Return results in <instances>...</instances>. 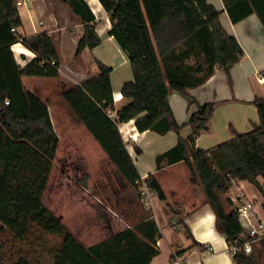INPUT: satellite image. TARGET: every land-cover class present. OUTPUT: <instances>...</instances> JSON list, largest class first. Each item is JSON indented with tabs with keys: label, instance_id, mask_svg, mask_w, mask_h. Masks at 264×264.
Wrapping results in <instances>:
<instances>
[{
	"label": "trees",
	"instance_id": "1",
	"mask_svg": "<svg viewBox=\"0 0 264 264\" xmlns=\"http://www.w3.org/2000/svg\"><path fill=\"white\" fill-rule=\"evenodd\" d=\"M222 1L232 22L254 12L264 28V0ZM14 2L0 0V229L11 237L0 238V264H150L159 252L157 240L162 236L152 215L85 246L43 203L59 137L47 102L29 91L22 77L56 78L60 57L48 33L22 35L17 31L22 20ZM64 2L83 26L76 52L98 45L97 21L86 0ZM99 2L109 18L107 34L127 55L131 66L133 80L121 88L126 102L115 111L112 68L96 59V74L64 88L60 97L135 189L140 175L119 124L134 119L139 132L163 135L174 131L176 143L156 154L155 168L184 161L214 213L215 227L224 234L235 264H264V238L252 241L248 253L233 249L250 237L238 212L232 207L227 210L221 197L228 194L231 178L247 181L263 198L259 208L264 217V97L253 99L258 123L251 130L235 132L232 138L207 149L195 143L208 129L215 102L199 103L188 89L203 84L217 69L231 82L229 70L243 56L237 39L222 26L220 11L208 0ZM16 42L34 53L24 66L12 51ZM170 91L188 99L189 114L182 123L173 115ZM109 111L114 112L112 116ZM184 126L190 128L185 137L180 134ZM133 148L137 154L142 152L136 144ZM145 182L159 200H166L153 174ZM227 199L232 206L229 196ZM167 206L176 217L174 225L189 233L180 212ZM97 215L106 220L101 208Z\"/></svg>",
	"mask_w": 264,
	"mask_h": 264
},
{
	"label": "crops",
	"instance_id": "2",
	"mask_svg": "<svg viewBox=\"0 0 264 264\" xmlns=\"http://www.w3.org/2000/svg\"><path fill=\"white\" fill-rule=\"evenodd\" d=\"M86 2L96 18L95 30L101 41L92 49L84 47L77 53L83 26L71 13L67 3L64 0H25V5L28 7L27 13L31 14L33 19L35 16L38 17L39 25L45 24L42 32H46L52 37L60 57L59 75L56 78L22 77L25 87L47 102L50 116V102H55V98L57 99L61 90L80 84L95 75L97 72V67H94L96 66L95 59L112 68L111 84L115 111L126 102L121 95L122 85L133 80L127 55L119 48L114 38L107 34V30L110 28L107 13L99 0H86ZM208 2L220 11L219 17L222 26L237 39L243 50V56L229 70L231 82L223 70L217 69L203 84L188 89V93L194 96L199 103L215 102L208 129L202 131L195 142L197 147L203 149L232 138L235 132L251 130L258 123L257 109L253 104V99L255 96L264 97V81H259V77L264 78V28L259 17L253 12L237 22H232L222 0H208ZM19 15L22 20L20 7ZM23 24L22 20V25L17 28L20 34L41 33L37 28L29 33L25 30L21 31V28L24 29ZM104 35V39L108 42V48L103 45L102 37ZM11 48L21 66L34 57V53L20 42L12 44ZM168 100L176 121L178 123L186 121L189 114L188 99L179 92L170 91ZM194 108L193 106L191 109ZM81 127L91 136L83 125ZM119 128L140 177L146 179L149 174H153L166 195L165 201L152 195L151 206L148 209H144L141 205L140 213L142 215L139 219L146 215H152L162 234L161 238L157 240L159 252L150 264H171L175 260L181 264H223L225 256L230 257L235 264L224 234L215 227L214 213L209 204L205 202L200 185L191 174H185L189 169L187 164L184 161H178L164 166L160 170L155 168L156 154L171 148L176 143L175 132L170 130L163 135H157L150 130L139 132L135 128L134 119L120 123ZM189 133L188 126L180 130L183 137ZM86 138L92 141L94 148H97L96 153L102 154L107 163L116 170L93 137ZM134 144L141 148L140 154L135 152ZM116 172L121 181L119 184L127 185L120 173L117 170ZM103 174L106 176L105 169ZM258 179L262 183V178ZM240 184L246 186L244 187L246 194L259 207L263 200L259 191L247 181L240 182ZM78 190L83 192V189ZM44 194L45 191L42 201ZM66 194L67 196H63L70 197L74 206V211L67 218L62 213H55L50 204H45L44 201L43 203L61 218V221L85 246H90L137 221L129 223L124 216L112 217V219L106 216V220L102 221L98 218L96 211H87L83 199L73 196V191L70 190ZM55 196L52 194L50 201ZM221 197L225 202L226 209H230L228 194H222ZM167 203L172 207L179 206L181 208L183 211L181 216L190 234L183 228L174 225L176 217L169 210ZM125 215L131 219L134 214L125 212ZM244 227L246 230L245 225Z\"/></svg>",
	"mask_w": 264,
	"mask_h": 264
},
{
	"label": "rangeland",
	"instance_id": "3",
	"mask_svg": "<svg viewBox=\"0 0 264 264\" xmlns=\"http://www.w3.org/2000/svg\"><path fill=\"white\" fill-rule=\"evenodd\" d=\"M19 7L24 23V29L21 28V31L25 30L29 33L37 28L42 32L45 24L39 25V18L35 16L33 19L31 14L27 13L28 7L25 4ZM104 37L105 35L102 37L103 45L108 48V42ZM50 111L59 142L49 184L43 197L44 203L50 204L55 213H62L67 218L74 211L73 200L63 195L67 196L66 193L71 190L73 196L83 199L84 206L89 212L92 210L97 213L98 208H101L110 219L124 216L129 223L138 220L142 215L138 189L132 188L129 184L124 186L119 184L121 182L119 174L107 163L102 154L96 153L97 148H94L92 141L86 138L91 136L75 120L60 94L57 99L55 98V102H50ZM145 156L147 157L148 154L146 153ZM103 168L106 170V176L103 174ZM187 171L185 174L190 175L189 169ZM240 187L244 192L246 191L244 188L246 186L240 184ZM78 189H83V192ZM52 194L56 196L50 201ZM245 196L250 199L246 192ZM174 208L182 214L183 211L179 206ZM125 212L134 215L130 219ZM0 238L11 240L10 235L2 229H0Z\"/></svg>",
	"mask_w": 264,
	"mask_h": 264
},
{
	"label": "built area",
	"instance_id": "4",
	"mask_svg": "<svg viewBox=\"0 0 264 264\" xmlns=\"http://www.w3.org/2000/svg\"><path fill=\"white\" fill-rule=\"evenodd\" d=\"M15 6L19 10V6L25 4V0H15ZM13 32L15 28L11 29ZM259 81L263 82L264 78L259 77ZM113 111H109L112 116ZM137 183L138 200L144 209H148L151 206L152 190L147 186L145 179L140 177ZM229 200L232 203V208L238 212L241 222L246 226V231L249 235V239L243 241L240 246H234L233 249L242 248L245 253H248L247 248H252V241H258L264 238V218L261 215L260 209L253 201L245 196V192L240 187L239 182L231 178L230 189L228 192ZM171 264H181L178 260L171 262Z\"/></svg>",
	"mask_w": 264,
	"mask_h": 264
},
{
	"label": "clouds",
	"instance_id": "5",
	"mask_svg": "<svg viewBox=\"0 0 264 264\" xmlns=\"http://www.w3.org/2000/svg\"><path fill=\"white\" fill-rule=\"evenodd\" d=\"M210 218H211V217H210ZM246 250H247L248 252L251 251V249H250V248H247V246H246ZM223 264H233V262H232V260H231L230 257L225 256L224 261H223Z\"/></svg>",
	"mask_w": 264,
	"mask_h": 264
}]
</instances>
